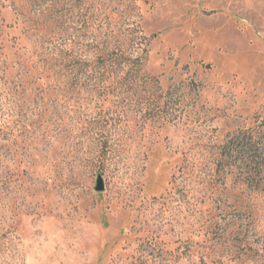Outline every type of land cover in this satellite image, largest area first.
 I'll return each mask as SVG.
<instances>
[{"label":"rangeland","instance_id":"obj_1","mask_svg":"<svg viewBox=\"0 0 264 264\" xmlns=\"http://www.w3.org/2000/svg\"><path fill=\"white\" fill-rule=\"evenodd\" d=\"M108 53L151 80L87 83ZM260 122L264 0H0V264H264L217 170Z\"/></svg>","mask_w":264,"mask_h":264},{"label":"trees","instance_id":"obj_2","mask_svg":"<svg viewBox=\"0 0 264 264\" xmlns=\"http://www.w3.org/2000/svg\"><path fill=\"white\" fill-rule=\"evenodd\" d=\"M92 68H97L95 71L98 75H89L84 79L97 89L104 88L106 80L116 83L115 88L133 87L139 81L151 80L141 70L140 57L130 58L122 54L108 53L99 57ZM219 155L217 170L226 169L235 173L249 187L257 188L264 184V122L254 128L228 135L220 146Z\"/></svg>","mask_w":264,"mask_h":264},{"label":"water","instance_id":"obj_3","mask_svg":"<svg viewBox=\"0 0 264 264\" xmlns=\"http://www.w3.org/2000/svg\"><path fill=\"white\" fill-rule=\"evenodd\" d=\"M104 189L103 179L100 175L97 176L95 191H102Z\"/></svg>","mask_w":264,"mask_h":264}]
</instances>
